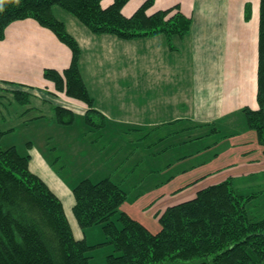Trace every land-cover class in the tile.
<instances>
[{
	"label": "crops",
	"instance_id": "obj_1",
	"mask_svg": "<svg viewBox=\"0 0 264 264\" xmlns=\"http://www.w3.org/2000/svg\"><path fill=\"white\" fill-rule=\"evenodd\" d=\"M143 1L128 0L122 14ZM177 5L191 26L171 43L162 33L96 34L53 8L80 46L100 128L87 121L85 102L44 77L72 59L51 29L28 17L11 22L0 39L1 146L29 155V169L60 198L77 239L86 236L72 188L84 178L119 184L127 192L119 209L152 233L167 207L209 185L232 178L241 190L264 188L263 147L243 112L258 108L260 0H154L146 13ZM56 106L73 113L72 123L59 122Z\"/></svg>",
	"mask_w": 264,
	"mask_h": 264
},
{
	"label": "trees",
	"instance_id": "obj_2",
	"mask_svg": "<svg viewBox=\"0 0 264 264\" xmlns=\"http://www.w3.org/2000/svg\"><path fill=\"white\" fill-rule=\"evenodd\" d=\"M101 1L0 0V39L11 22L30 17L69 46L70 65L62 72L45 69L44 77L57 90L85 102L87 121L97 128L104 117L94 108L82 78L80 46L55 17L54 6L76 16L93 33L122 39L162 33L170 42L191 26L178 5L147 14L154 0H144L127 17L121 10L128 0H114L105 8ZM257 101V109L245 107L243 112L264 152V0L259 8ZM55 109L59 122L72 123L70 110ZM4 132L0 130V140ZM29 159L0 143V264H89L88 252L103 243L113 246L106 264H264L263 187L241 190L232 178L209 185L167 207L158 215L159 231L152 233L119 209L127 199L119 184L107 177L84 178L72 188L74 217L83 229L100 224L107 238L92 245L74 236L62 201L29 169Z\"/></svg>",
	"mask_w": 264,
	"mask_h": 264
},
{
	"label": "rangeland",
	"instance_id": "obj_3",
	"mask_svg": "<svg viewBox=\"0 0 264 264\" xmlns=\"http://www.w3.org/2000/svg\"><path fill=\"white\" fill-rule=\"evenodd\" d=\"M108 1H110V0H102L101 5L102 4L105 5ZM113 1L114 0H112V2ZM103 5H102V7H104ZM54 9H56L57 16H61V13L63 15H70L69 13H67L65 11H60L58 13V11L60 9L59 7H54ZM84 231H85L86 240L89 244H93V243L102 242V241L107 240L106 235L103 233L100 224L84 228ZM112 251H113V246L111 243H103L101 246L93 248L92 250H90L88 252V254L90 255L89 264H106V255L111 253Z\"/></svg>",
	"mask_w": 264,
	"mask_h": 264
}]
</instances>
